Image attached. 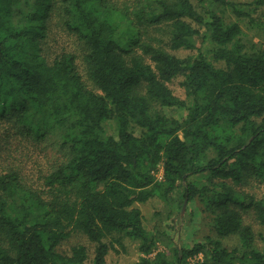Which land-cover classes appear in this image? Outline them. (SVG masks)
Here are the masks:
<instances>
[{"label":"trees","instance_id":"16d2710c","mask_svg":"<svg viewBox=\"0 0 264 264\" xmlns=\"http://www.w3.org/2000/svg\"><path fill=\"white\" fill-rule=\"evenodd\" d=\"M200 1L222 7L0 0V125L22 127L20 138L38 144L50 138L55 151L34 185L19 165H0V264H83L85 245L59 249L74 233L93 244L92 264H105L104 239L114 234L137 242L130 264H264V191H255L264 185V47L244 45L239 24L223 14L246 16L263 38L264 16ZM57 30L82 46L91 86L75 53L50 51ZM178 49L196 53L181 58ZM179 76L184 99L168 86ZM176 196L198 203L214 236L157 251L133 203ZM229 236L238 249L223 245Z\"/></svg>","mask_w":264,"mask_h":264},{"label":"rangeland","instance_id":"374dc122","mask_svg":"<svg viewBox=\"0 0 264 264\" xmlns=\"http://www.w3.org/2000/svg\"><path fill=\"white\" fill-rule=\"evenodd\" d=\"M118 1L119 3L122 2V0ZM229 1L236 3L238 9L248 12L255 19L264 16V4L256 7L251 4L253 0ZM192 2L200 13H203L209 7L215 10L222 7V5H213L212 3L202 2L200 0H192ZM223 16L226 21H236L239 24L241 28L239 38L244 45L249 46L253 43L264 47V38L260 34V31L250 24L246 16H236L229 8L224 9ZM153 33L158 35L155 30ZM197 44L198 42H196ZM200 47L205 51L207 58L211 59V54L208 52L210 45L205 43ZM49 49L52 54L62 49L75 53L77 68L83 75V79L91 86L83 72L81 63L82 46L74 38L67 37L57 30L50 36ZM171 52L183 58L187 55H195L196 50L178 49ZM181 79L182 77L180 76L172 79L168 86L175 96L184 99V91L180 86ZM165 110L168 115L176 118H180L184 113L181 109L165 108ZM104 128L108 133H114V123L112 121H107ZM22 133V127H12V125L6 123L0 125V165H19L26 184L34 185L36 183L34 178L53 159V153L55 151L50 148V138L38 144L37 141L36 143L32 141L35 139H29L28 141L25 140L26 138L21 139L20 136ZM39 146H42L44 149L42 151L38 150L37 148ZM156 178H161V169H158L156 172ZM255 191L257 194H260L264 191V185H260ZM133 206L140 209L144 227L156 238L155 250L157 251L163 250L168 253L173 247H189L207 235L214 236L207 215L200 211V207L195 201L186 200L184 204L182 197L176 196L174 203L167 204L156 198H152L145 202H134ZM245 222L251 223L255 231L259 229L250 215L245 216ZM116 239H119L120 244L118 241H115ZM104 240L111 245L105 256V264H130L140 256V253L136 249L137 242L126 236L114 234ZM78 243L85 245L88 252V259L83 264H92L93 244L79 233H74L62 241L59 249L68 251L71 245ZM222 243L228 249L239 248V241L236 236L224 238L222 239Z\"/></svg>","mask_w":264,"mask_h":264},{"label":"water","instance_id":"95a60500","mask_svg":"<svg viewBox=\"0 0 264 264\" xmlns=\"http://www.w3.org/2000/svg\"><path fill=\"white\" fill-rule=\"evenodd\" d=\"M184 204H185V201H184Z\"/></svg>","mask_w":264,"mask_h":264}]
</instances>
